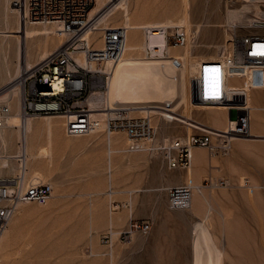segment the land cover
I'll return each instance as SVG.
<instances>
[{"label":"rangeland","instance_id":"374dc122","mask_svg":"<svg viewBox=\"0 0 264 264\" xmlns=\"http://www.w3.org/2000/svg\"><path fill=\"white\" fill-rule=\"evenodd\" d=\"M118 1L115 0L107 6L99 16L107 13ZM191 1L194 0H143L144 15L147 19L162 20L164 17L165 19L172 17L171 19L176 20L185 4L189 5L186 28L188 32L191 30L196 32L195 40L192 39L195 49L190 42L185 50H179L181 52L179 55H185L186 62L184 72L172 90V107L181 119L190 117L209 125L210 122L206 118L208 111H197L194 114L192 107L187 104V91L195 63L203 57H213L214 53L217 55V46L230 42L229 27L225 26L228 25L225 20L226 4L225 0H196L194 5ZM248 1L229 0L228 4L246 14V11L252 10L245 6ZM243 15L240 16L244 21L236 22L232 26H248L252 19L256 18L252 12L248 13V17ZM1 16L0 33L4 30ZM108 26L123 27V20L112 16ZM11 28L14 29L15 25L13 24ZM142 39L141 30L135 31L134 34L127 30L125 48ZM51 44L48 46L49 49L52 48ZM98 44L99 42L96 43L97 46ZM16 47L15 36L4 38L0 35V87L7 76V70L14 73ZM30 48L29 55L35 60L39 51L34 47ZM192 49L197 54L194 57ZM136 53L141 54L140 50L125 49L123 55L133 56ZM24 60L23 58V62ZM118 74L119 79H123V86L132 90L123 77L122 70ZM172 77L171 71L169 79ZM13 85L19 86L18 79L12 86L10 84L9 89L14 87ZM6 87L0 88V91ZM136 104L140 106L146 103L138 99ZM139 110L140 108L129 109L133 111L132 117H142ZM150 118L159 128L155 141L173 135L183 136L192 131L182 124L168 123L160 116ZM111 137L104 131L83 137H67L61 130L59 140L51 148L50 164L48 159H41L38 163L45 176L41 183L51 184L55 193L45 205L36 203L23 205L27 214L25 213L22 220L11 230L9 238L11 246L7 252V260L3 264H196L192 239L199 232L198 219L187 209H169L167 203L166 188L177 186L169 182L171 175L177 172L165 169L162 160L146 150L127 152L124 133L117 136L116 143L110 141ZM239 139L243 145L264 146V139L261 138ZM154 142L145 143L152 146ZM113 148L119 151L109 152ZM218 156L219 161L226 157ZM252 157L241 154L236 158L238 170L241 169L243 172L238 171L229 175L223 169L221 160L222 170L217 177L210 173L212 177L207 174L202 178L205 187H208L207 180H211L213 192L217 194L219 203V207L216 208L228 212L227 228L229 231L232 230L231 234L228 231L232 244V249L226 248L228 258L225 256L222 261L218 249L203 248L202 253L210 257L205 259V264H230L231 260L233 264H264V157L262 160ZM6 174L5 172L0 175ZM256 184L259 188L248 194L247 189ZM110 189L115 192L108 196ZM128 190L133 193L129 195ZM251 195L255 197L254 204L246 200ZM126 203H131L129 211L124 206ZM255 208L259 213H263L261 215L263 220H260L261 216L260 219L258 216L255 217L257 214L253 212ZM14 216V219L18 218L17 214ZM131 218L149 220L151 230L146 235L135 234L128 243H121L118 235ZM219 220L218 215L214 216L212 228L214 233L215 230L217 232L220 230V224L215 222L220 223ZM201 232L203 231L201 230L199 235ZM106 233L112 238L109 247L100 242L101 236ZM218 233L214 235L219 239Z\"/></svg>","mask_w":264,"mask_h":264},{"label":"built area","instance_id":"2783aa9c","mask_svg":"<svg viewBox=\"0 0 264 264\" xmlns=\"http://www.w3.org/2000/svg\"><path fill=\"white\" fill-rule=\"evenodd\" d=\"M94 3L95 0H10V6L19 12L23 23L58 21L66 35L61 48L26 70L18 79L22 89L19 96V117L22 122L33 117L60 114L65 136L91 134V111L86 102L90 97L107 94L112 66L122 58L127 37L126 28L108 26L102 29L98 38L91 41L84 38L86 29L93 27L87 14ZM259 8V17L252 19L248 26L225 25L229 27L230 52L222 51L217 55L214 53L213 57L201 58L195 63L189 78L187 104L194 114L197 111H224L227 114L224 130H214L192 119L194 127L191 133L155 141L159 128L150 117H131L118 110L117 114L107 119L106 134L122 130L128 152L146 150L160 158L164 167L171 170L188 167L194 149H203L208 153L213 149L228 151L235 139H264V132L255 135L251 128L253 110L260 107L264 111V2L260 3ZM172 29L166 38L173 47L182 51L190 42L193 46L190 32L184 26ZM194 49L193 57L197 55ZM78 52L84 64L77 60ZM171 63L175 69H181L184 60L173 57ZM54 80L55 89L52 88ZM162 110L169 117L165 116V121L179 123L174 119L179 114L172 110L171 103H166ZM10 113L8 104L2 103L0 117ZM145 142L154 144L147 146ZM19 158L16 167L20 170L19 174L0 175V238L20 205H45L52 196L51 184H33L25 179L23 157ZM166 197L169 209H188L192 186L168 187ZM150 230L149 220L131 218L119 233L118 240L128 243L135 234L146 235ZM111 241L108 233L100 238L101 244L107 247Z\"/></svg>","mask_w":264,"mask_h":264},{"label":"bare ground","instance_id":"6f19581e","mask_svg":"<svg viewBox=\"0 0 264 264\" xmlns=\"http://www.w3.org/2000/svg\"><path fill=\"white\" fill-rule=\"evenodd\" d=\"M114 1L115 0H95L94 5L88 10L87 14L88 20L92 22L93 27H88L86 29L84 38L89 41L98 38L102 29L108 27L109 19L112 16H117V18H122L123 27L130 31L131 34H134V32L138 30L142 31L143 39L140 42L134 43L133 45L125 48L140 50L141 54L136 53L133 56H127L126 54L123 55L122 58L112 66V76L109 80L107 94L105 96L90 97L87 100L86 104L91 111V134H97L99 131L105 132L107 119L110 116L117 114L118 110H123L128 114V116L132 117L133 111H129V109L140 108L139 112L142 117L160 116V118L162 117L165 120V116H168L165 112H163L162 108L166 103H171L172 107V90L174 89V85L179 80L181 74L184 72L186 62L185 55H179L181 52L173 47L167 41L166 37L172 32L173 27L184 26L186 28V20L188 16H186V14L190 9L189 5L185 4V8H182V15L179 14L176 16V20L171 19L172 17L166 19L164 17V19L160 20L159 18L147 19L145 17L143 0H119L118 3H116V5H114L107 13L99 16V14ZM228 1L229 0H225V20L228 25H233L236 22H243L244 19L241 18V14H244V17H248V13L252 12L256 18L259 17V3L261 2H253L249 0L245 6H249L252 10L246 11L245 14L236 8L233 9L232 6H229ZM191 2L194 5L196 0ZM0 15H2L1 18L4 25V30H2L0 35H3L4 38L8 36H15L17 41L14 73H10V71L7 70V76L0 87L4 88L8 86L5 90L0 91V105L2 103H7L11 108V113L9 115L0 117V174L5 172L8 174L11 173L12 175L19 174L20 170L16 167L20 162L19 157L22 156V172L24 171L25 179L33 184H38L45 180V176L38 163L41 159H48V164H50L52 158V145L59 140L61 130L63 131V117L60 114H55L50 116L33 117L27 119L26 122H22L19 117V96L22 93V89L17 85H13L14 87L11 89L9 88L10 84L12 86V83L21 78L26 70L32 68L38 62L52 54L55 50L61 48L64 45L66 35L62 32L63 26L58 21H52L49 23H33L26 21L23 23L21 16H19V12L10 6V0H0ZM13 21L14 23H12ZM13 24L15 25L14 29H12L13 27L11 28ZM187 29L188 28H186V30ZM190 37L191 40H195L196 32L194 30L190 31ZM50 43H52L51 49L48 47ZM30 47H34L39 51L35 60H33L30 57L31 55H29V49H31ZM95 47H97V45ZM217 47V53H221L222 51L224 53H229L231 44L229 42ZM142 52H145V54ZM173 57H181L184 60L183 67L181 69H175L172 66L171 60ZM23 58L25 59L24 62ZM77 60L84 64V60L80 52L77 54ZM121 70L123 77L130 84L132 90L125 88L122 83L123 79H119L118 73ZM171 71L173 72L172 79L174 80L169 79ZM56 87V81L54 80L52 88L55 89ZM138 99L144 100L146 104L138 106L136 104ZM172 110L174 111L173 107ZM206 118L210 124L207 125L201 122L204 126H208L214 130L225 129L227 124V114L224 111L208 110ZM174 119L179 123H182L183 127L190 129H193L194 127L191 123L192 118L190 117H184L181 119L178 116H174ZM198 128L204 129L200 127ZM251 128L252 134L255 135L264 132L262 130L264 129V111L260 107H256L252 112ZM121 133L124 132L122 130H117L106 135L108 137L112 136L110 141L116 143V138ZM43 142L45 144L40 145V143ZM118 151V149L113 148V150H110L109 152L115 153ZM241 154L261 159L264 157V146L252 147L249 145H243L240 143V139L238 138L233 140L228 151L213 149L208 153L203 149H194L192 151L190 165L186 168L171 170L165 167L168 171L184 172L183 174H185V176H182L184 177L183 184H179V179L176 177L177 175L175 176V174H172L173 177L171 175L169 181L171 184H175L177 186L178 184L192 186L191 204L187 210L192 216H195V218L197 217L198 231H203L201 232V235H199L200 233L198 232L192 239L193 250L196 254V264H205V259L210 258L209 256H206V254L202 253L203 248L207 250H212V248L218 249L221 252L222 261L225 256L226 259L228 258L226 248H231L232 245L231 239L228 235L229 228H227V224L229 223L228 212L226 211V213L222 208H216L219 203L217 202V194L213 192L212 189L214 186L212 187L213 184L211 180H207L208 187L203 186L202 178L207 174L212 177L210 173L213 174L214 177H217V174H219L222 170L220 164L221 160L223 162V169H225L229 175L238 171L239 173L243 172L241 169L238 170L239 166L235 162L236 158H238ZM218 155H226V157L219 161ZM261 163L263 164V161ZM240 186H243V184H240ZM257 187L259 188L257 184L250 186V189H247L248 194L251 193L250 191L256 190ZM114 192L115 191L111 190L108 196H111ZM128 192L129 195L133 193V191L129 190L127 193ZM54 193L55 191H52V194ZM254 198L255 197L251 195V197H247L246 200L253 203L255 201ZM23 205H20L14 214H17L18 218L14 219L13 217L15 216L12 217L9 222V226H7L5 232L0 238V264H3L4 261L7 260V252L11 246L9 238L12 228H14L18 221L22 220L25 213L27 214ZM124 206L128 208L131 206V203H126ZM129 210L130 208H128V211ZM256 210L253 212H257L259 215L255 214V217L258 216L260 219L259 216L263 215V213L261 212V214L258 212L259 208L257 211ZM216 215L220 218V223L215 221L221 226H219L220 230L218 231L220 234L216 230L215 233L212 231L214 216ZM263 216H261L262 219L260 220H263ZM112 220L113 219H111V224ZM229 225L228 227H231ZM231 231L232 230L229 231L230 234L232 233ZM217 233L220 236L219 239L216 235H214ZM230 264H233L232 260Z\"/></svg>","mask_w":264,"mask_h":264},{"label":"crops","instance_id":"0c3cea01","mask_svg":"<svg viewBox=\"0 0 264 264\" xmlns=\"http://www.w3.org/2000/svg\"><path fill=\"white\" fill-rule=\"evenodd\" d=\"M210 47H211V46H210ZM164 168H165V167H164ZM163 170H164V169H163ZM174 172L179 173V174H176V173H175V176L177 175L176 177L179 179V180H178V183H179V184H183V178H184V177H182V176H185V174H183V172H178V171H174ZM180 176H181V177H180Z\"/></svg>","mask_w":264,"mask_h":264}]
</instances>
